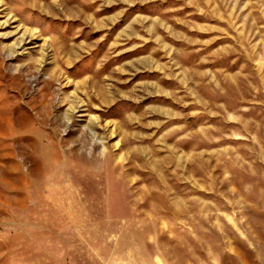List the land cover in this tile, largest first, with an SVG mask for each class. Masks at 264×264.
<instances>
[{
	"label": "rangeland",
	"instance_id": "1",
	"mask_svg": "<svg viewBox=\"0 0 264 264\" xmlns=\"http://www.w3.org/2000/svg\"><path fill=\"white\" fill-rule=\"evenodd\" d=\"M0 264H264V0H0Z\"/></svg>",
	"mask_w": 264,
	"mask_h": 264
}]
</instances>
